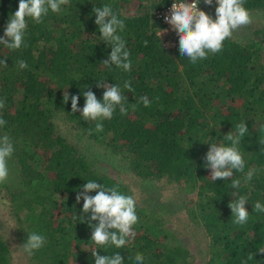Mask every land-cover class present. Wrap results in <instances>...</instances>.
I'll list each match as a JSON object with an SVG mask.
<instances>
[{"label": "trees", "instance_id": "trees-1", "mask_svg": "<svg viewBox=\"0 0 264 264\" xmlns=\"http://www.w3.org/2000/svg\"><path fill=\"white\" fill-rule=\"evenodd\" d=\"M170 1L70 0L60 12L49 11L41 23L29 18L20 49L0 44V59L8 64L0 65V100L5 102L0 118L7 122L0 127V137L8 135L14 146L8 180L0 183V264H95L94 251L120 252L124 264H135L137 252L144 255L143 264H196L171 219L138 202L135 236L120 249L97 248L77 193L88 180L118 186L127 195L132 192L126 183L93 167L68 137L71 130L124 160L139 179L178 183L186 193H194L183 202L187 220L181 223H192L202 232L207 264H264V253L259 252L264 249V213L252 209L256 201L264 203V27L256 31L258 38L231 36L221 52L193 64L180 55L177 33L171 47L159 40L165 23L156 10ZM18 3L0 0V37ZM105 4L124 21L118 34L130 53V71L101 63L111 48L99 37L92 9ZM199 5L215 19L216 4ZM243 6L264 10V0H244ZM20 60L27 68H18ZM125 81L131 82L132 92L123 87ZM98 82L119 85L127 109L121 114L117 106L112 118L102 121V132L95 131L101 121H85L79 111H71L72 95L79 96L77 106L83 108V90L102 100L104 89ZM142 96L149 99V107L139 102ZM241 121L248 128L239 145L244 172L234 170L233 177L214 182L205 167V143L230 144L224 135L235 133ZM250 169L255 174L245 182ZM235 179L241 182L239 188L231 187ZM238 196L247 197L250 213L243 226L232 223L228 207ZM32 232L46 242L29 256L21 246ZM249 254L252 260H247Z\"/></svg>", "mask_w": 264, "mask_h": 264}, {"label": "clouds", "instance_id": "clouds-1", "mask_svg": "<svg viewBox=\"0 0 264 264\" xmlns=\"http://www.w3.org/2000/svg\"><path fill=\"white\" fill-rule=\"evenodd\" d=\"M70 0H19L17 10L10 14L4 29V36L0 37V44L7 49L18 50L25 44V31L27 20L30 18L35 23H41L42 18L49 11L58 13L62 6L69 4ZM201 0H175L169 9V15L164 17L165 22L178 34V49L181 56H186L189 61L195 64L199 60L206 59L209 53L216 54L222 51L223 42L230 38L233 32L252 22L248 10L243 6L244 0H215V19L203 10L198 8ZM204 4L212 5L213 0H203ZM92 12L95 15L94 23L98 27L100 39L110 45L111 52L101 63L106 68L115 66L127 72L131 70L132 62L129 59L130 53L126 49V42L118 34L124 30V21L118 18L116 12L109 4L100 7L93 6ZM166 29H160L159 40ZM0 65L7 67L4 59H0ZM19 69L27 68L23 60L17 62ZM97 87L104 89L102 100L89 89L83 90L84 106L78 108L79 96H71V111H79L85 121H101L95 125L96 132L103 131L102 121L111 119L116 107L119 106L121 114H125L124 107L126 97L119 85L100 83ZM123 87L132 92L130 81H125ZM69 93L64 92L63 102L67 103ZM144 107L150 106L147 97H140ZM5 107V102L0 100V109ZM135 107V105H133ZM6 121L0 118V127L6 125ZM264 132V125L261 126ZM248 133L245 121L236 125L235 133L228 132L224 135V143L208 144V151L205 154V167L211 170L210 177L216 180H226L233 177V171L244 172L245 161L239 150L241 139ZM14 153V146L8 135L0 137V183H4L9 176L8 159ZM255 169H250L244 175L245 182L252 180ZM240 180L232 181L231 187L239 188ZM95 192V195L89 193ZM83 200L82 213L89 214L87 222L91 228V241L97 248L112 247L123 248L130 237L135 236L134 225L138 223L139 217L136 212V199L119 191L118 186L105 187L93 180H88L82 185V191L76 195V202ZM248 204L246 196H238L229 202L232 223L243 226L248 223L250 213L245 205ZM253 212L264 213V203L256 201L252 206ZM77 217V216H76ZM80 222L84 216H80ZM96 223L93 224L92 222ZM46 240L42 234L32 232L28 234L26 241L21 246L23 251L31 256L34 251L39 250ZM264 253V249L259 251ZM95 264H124V258L120 252L111 255H99L97 251L91 253ZM144 255L137 252L134 256L135 264H143ZM253 255L249 254L247 260H252ZM246 264V262H244Z\"/></svg>", "mask_w": 264, "mask_h": 264}, {"label": "rangeland", "instance_id": "rangeland-1", "mask_svg": "<svg viewBox=\"0 0 264 264\" xmlns=\"http://www.w3.org/2000/svg\"><path fill=\"white\" fill-rule=\"evenodd\" d=\"M248 12L252 22L236 29L232 37L246 41L251 37L258 38L260 36L256 31L264 27V10H249ZM68 137L90 159L94 168L108 172L119 181L126 183L131 189L132 196L139 204H145L154 210L162 211L164 216L169 217L173 228L180 229V233H177L180 243L189 249L192 260L196 264H207L209 254L202 232L192 223L183 225L184 227L181 223V221L187 220L183 202H188L194 193H186L178 183L139 179L127 170L124 160L107 155L102 149L95 146L86 134H79L78 130L69 131ZM12 248H14L13 245Z\"/></svg>", "mask_w": 264, "mask_h": 264}, {"label": "built area", "instance_id": "built-area-1", "mask_svg": "<svg viewBox=\"0 0 264 264\" xmlns=\"http://www.w3.org/2000/svg\"><path fill=\"white\" fill-rule=\"evenodd\" d=\"M173 2H175V0H173ZM189 3L192 2V0H188ZM201 2H203V0H201ZM171 4H172V0L166 4L165 6L161 7V8H158L156 10V16L159 17L164 23H165V26L162 28V29H166L167 31L165 33H163L161 35V38L163 40V43L168 46V47H171L173 46V43H174V38L176 36V32L173 31L171 29V26L168 25L165 20H164V17L166 15H169V9L171 8ZM213 4H216L215 3V0H213ZM198 8L200 10H203L205 13L209 14V12L204 9L203 7H201L200 5H198ZM210 15V14H209ZM211 16V15H210Z\"/></svg>", "mask_w": 264, "mask_h": 264}]
</instances>
